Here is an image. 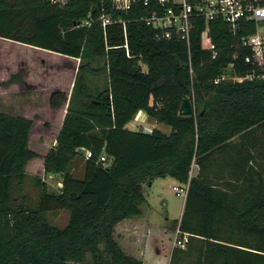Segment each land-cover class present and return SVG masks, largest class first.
<instances>
[{"label": "trees", "instance_id": "obj_1", "mask_svg": "<svg viewBox=\"0 0 264 264\" xmlns=\"http://www.w3.org/2000/svg\"><path fill=\"white\" fill-rule=\"evenodd\" d=\"M146 14L139 5L118 10L112 0H0V39L78 62L55 145L42 157L44 173L59 175L61 186L49 191L34 178L33 208L21 192L25 166L37 158L28 148L32 120L0 111V264H71L86 254L93 264H142L123 254L113 229L140 216L142 183L167 177L187 184L181 218L170 228L188 238L183 249L172 248L169 264H264V80L212 83L227 64L237 75L247 70L248 51L222 22L208 24L211 59L200 43L202 20L187 48L157 39L138 19ZM88 15L90 26L77 27ZM101 17L109 24L102 27ZM22 74L0 87L20 86ZM101 74L102 89H91L87 76ZM185 98L189 116L180 112ZM65 100L55 91L49 107ZM138 111L169 133L128 129ZM57 211L68 213L63 228L44 217Z\"/></svg>", "mask_w": 264, "mask_h": 264}, {"label": "rangeland", "instance_id": "obj_2", "mask_svg": "<svg viewBox=\"0 0 264 264\" xmlns=\"http://www.w3.org/2000/svg\"><path fill=\"white\" fill-rule=\"evenodd\" d=\"M77 65L78 62L74 59L0 39V77L4 75V81H6L11 75L23 71L20 86L12 84L4 88L0 87V111L17 114L32 120L33 123L29 132L28 148L39 158L30 160L25 166V173L28 176L25 177L21 190L25 204L31 208L35 207L39 194L34 178L43 181L49 191H57L56 182H50L53 181L50 180L53 177L42 172L41 166H37V163L46 151V143L50 142L56 134L58 126L56 116L51 113L54 109L49 107V97L63 87H65L62 89L63 93L66 95V91L74 80ZM87 77L89 86L94 90L102 89L106 81L103 74ZM31 81L37 85L31 86ZM132 120H135V117ZM149 121L151 120L148 118ZM157 128L165 134L170 131L164 124H158ZM40 139L42 142H39ZM73 174L79 178L82 177L81 164L74 166ZM173 187L178 190L181 184L168 177L164 180L155 179L150 184L146 182L141 184L144 202L140 205L139 218L142 221H149L150 226L154 228L152 233L156 236L148 237L141 241L138 249H133L131 244L126 243L132 242L128 238L131 234L127 230L114 227L112 238L123 254L127 256L133 254L143 264H161V247L162 245L171 247L174 230H171L170 226L174 222H179L184 205V194L178 195ZM44 217L49 224L58 228H63L68 221V213L65 211L47 213ZM131 219L134 220L135 217ZM103 245L101 242L98 247L102 250ZM142 249H144V255L140 257L139 253ZM168 253L163 264L170 263ZM71 264H93V259L90 254H86L82 262Z\"/></svg>", "mask_w": 264, "mask_h": 264}, {"label": "built area", "instance_id": "obj_3", "mask_svg": "<svg viewBox=\"0 0 264 264\" xmlns=\"http://www.w3.org/2000/svg\"><path fill=\"white\" fill-rule=\"evenodd\" d=\"M51 4L63 5L66 0H46ZM118 10H130L139 5L147 14L139 17L147 27L155 32V37L162 40L177 39L189 48L190 35L196 21L202 20L204 28L200 32L202 49L211 53V59L216 57L215 46L211 41L208 24L213 21L222 22L232 39L243 49L248 51L244 57L247 70L243 76L235 74L233 65L227 64L219 76L212 80L213 84L220 82L239 83L251 81L253 78L264 80V0H112ZM101 26L109 24V19L101 17ZM90 26V15L82 20L78 26ZM189 73L192 69L189 67ZM259 73V74H257ZM86 158L89 152H84ZM106 167L104 155L98 161ZM177 194L187 192V184H182ZM172 247L183 249L188 234L178 227L173 234Z\"/></svg>", "mask_w": 264, "mask_h": 264}, {"label": "crops", "instance_id": "obj_4", "mask_svg": "<svg viewBox=\"0 0 264 264\" xmlns=\"http://www.w3.org/2000/svg\"><path fill=\"white\" fill-rule=\"evenodd\" d=\"M33 49H35V48H33ZM45 52H47V51H45ZM53 54H55V53H53ZM56 55H58V54H56ZM65 58H67V57H65ZM3 76L4 75H2V77H0V82H4V77ZM36 85L33 83V81H31V86H36ZM71 87H72V85L69 86L68 90L66 91L65 103L61 104L58 108H56V109L51 111V113H53L56 116V119L58 120V121L56 120L58 122V126H57L56 134L53 136V138L51 139L50 142L46 143V145H45L46 146V151L43 154V156L46 154V152L50 148H52L55 145L56 136H57V134H58V132L60 130V127H61V124H62V120H63L64 114H65V111H66L67 101H68V98H69V95H70V92H71ZM64 88L65 87H63V88H61V90H57V91L64 92L62 90ZM134 117H135V120H131L126 125V127L131 129V130H142L144 132H150L152 129H158L157 125L160 124V123H157L156 121L151 120V119H150L151 121L148 122V118H147V116L145 115V113L143 111H138L135 114ZM39 142H42L41 139H40ZM42 157L40 158L41 160H39V162L37 163V166H41V169H42V172H43V168H42L43 159H42ZM37 158H39L38 155H37ZM192 171H193L192 175H195L196 172H197V168H193ZM50 180H53V181H50V182H54V181L56 182V185H57L56 189L58 190L60 188V186H61V178H60V176L59 175H55L53 177V179H50ZM140 216H141V214H140ZM140 216L135 217L134 220H132V219L131 220L130 219L123 220V221H121L120 223H118L115 226V228H118L120 230H122V229L127 230L129 232V234H131V235H129L128 238L132 242L127 241L126 243L129 244V245L131 244L133 249H138L140 247V245H141V241L146 240L148 237L153 238V236H156L155 234L153 235V233H152L153 232L152 229H154V228L152 226H150L149 221L148 220L142 221V219L139 218ZM127 220H129V222H127ZM166 221H168V220L166 219ZM160 232H162V230H160ZM160 236L162 237V233L160 234ZM162 246L163 247H161V252H160V258L162 259L161 264L164 263V260L167 257V253L169 252L168 253V255H169L170 251L172 250V245H171V247H169L167 245H162ZM134 247H136V248H134ZM143 255H144V249L140 250V253H139L140 257H143ZM131 256L135 258V256L133 254H131Z\"/></svg>", "mask_w": 264, "mask_h": 264}, {"label": "water", "instance_id": "obj_5", "mask_svg": "<svg viewBox=\"0 0 264 264\" xmlns=\"http://www.w3.org/2000/svg\"><path fill=\"white\" fill-rule=\"evenodd\" d=\"M180 112L183 116H189L192 115L194 113L193 107L190 103V100L188 98H185L182 100L181 104H180ZM77 152H79L81 155L84 154L85 150L83 148H79L77 149ZM111 166H106L105 170H110ZM50 177H54V174L49 173Z\"/></svg>", "mask_w": 264, "mask_h": 264}]
</instances>
